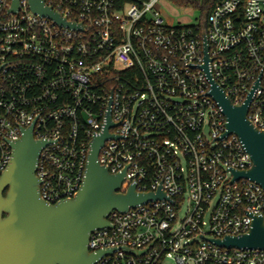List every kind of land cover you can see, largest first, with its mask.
<instances>
[{
  "label": "built area",
  "instance_id": "2783aa9c",
  "mask_svg": "<svg viewBox=\"0 0 264 264\" xmlns=\"http://www.w3.org/2000/svg\"><path fill=\"white\" fill-rule=\"evenodd\" d=\"M19 1L13 13V0H0V174L33 127L49 143L36 170L41 199H73L110 119L116 138L98 162L126 172L122 193L161 188L165 199L111 213L112 228L90 236L91 253L111 251L94 264H264V251L214 242L249 233L264 217V189L233 182L231 171L253 162L225 136L203 68L207 56L214 81L234 105L249 101L247 118L264 131V0H222L195 25L168 24L166 0H45L75 28Z\"/></svg>",
  "mask_w": 264,
  "mask_h": 264
},
{
  "label": "water",
  "instance_id": "95a60500",
  "mask_svg": "<svg viewBox=\"0 0 264 264\" xmlns=\"http://www.w3.org/2000/svg\"><path fill=\"white\" fill-rule=\"evenodd\" d=\"M19 2L13 0V13L19 9ZM28 2L32 13L60 26L75 28L48 7L45 0ZM205 61L203 68L211 83L209 96L222 108L227 120L225 136H237L253 162L248 171L232 170L233 182L247 179L264 189V131L247 118L249 101L234 105L214 81L207 56ZM112 126L109 119L104 134L93 142L80 192L55 205L41 199V182L36 177L41 151L49 143L37 141L32 127L12 144L13 158L0 175V264H94L111 251L91 253L90 236L97 230L112 228L107 221L111 213H125L138 205L165 199L161 188L157 193L143 194L133 185L122 193L126 172L111 174L98 162L105 141L116 138L109 134ZM214 242L227 249L264 251V217L254 218L249 233Z\"/></svg>",
  "mask_w": 264,
  "mask_h": 264
},
{
  "label": "rangeland",
  "instance_id": "374dc122",
  "mask_svg": "<svg viewBox=\"0 0 264 264\" xmlns=\"http://www.w3.org/2000/svg\"><path fill=\"white\" fill-rule=\"evenodd\" d=\"M163 17L168 24L172 25H195L202 21V13L200 9H198L194 5H190L188 7H178L172 2L166 0L162 4ZM186 206V205H185ZM185 208H183L181 217L184 215ZM136 254H140L139 251L135 252ZM164 264H175L172 261H167Z\"/></svg>",
  "mask_w": 264,
  "mask_h": 264
},
{
  "label": "trees",
  "instance_id": "16d2710c",
  "mask_svg": "<svg viewBox=\"0 0 264 264\" xmlns=\"http://www.w3.org/2000/svg\"><path fill=\"white\" fill-rule=\"evenodd\" d=\"M178 7L196 6L202 13V20L209 16L215 6L222 0H168ZM1 175V174H0Z\"/></svg>",
  "mask_w": 264,
  "mask_h": 264
}]
</instances>
